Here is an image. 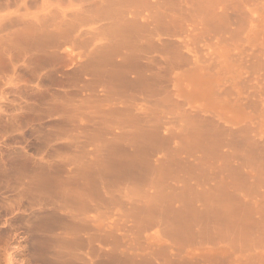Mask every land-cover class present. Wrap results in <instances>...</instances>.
<instances>
[{"label":"rangeland","instance_id":"1","mask_svg":"<svg viewBox=\"0 0 264 264\" xmlns=\"http://www.w3.org/2000/svg\"><path fill=\"white\" fill-rule=\"evenodd\" d=\"M0 264H264V0H0Z\"/></svg>","mask_w":264,"mask_h":264}]
</instances>
